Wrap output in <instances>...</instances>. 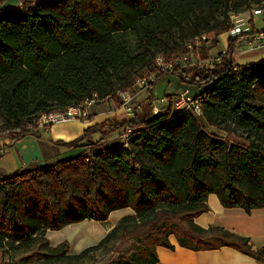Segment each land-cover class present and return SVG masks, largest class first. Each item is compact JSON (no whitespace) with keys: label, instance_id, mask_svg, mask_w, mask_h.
<instances>
[{"label":"trees","instance_id":"16d2710c","mask_svg":"<svg viewBox=\"0 0 264 264\" xmlns=\"http://www.w3.org/2000/svg\"><path fill=\"white\" fill-rule=\"evenodd\" d=\"M264 0H22V8L0 11V124L13 134L0 158L28 134L41 137L39 116L64 110L93 94L112 98L146 73L172 74L182 83L206 87L203 116L176 110L173 97L154 113L152 100L133 117L111 118L71 142L78 156L0 177V251L3 257L33 246L47 231L85 220L104 222L113 211L132 208L98 244L79 254L67 241L52 246L42 237L50 263L80 260L109 244L132 222L141 241L135 254L115 264H158L157 247L175 250L170 237L192 250L229 246L264 262V249L223 228L204 229L195 218L209 210V194L226 208L250 213L264 208V61L239 64L240 38L210 67L162 71L186 53L189 39L219 36L235 25L229 11L249 10ZM254 32L257 29L250 21ZM136 44L132 46L130 35ZM207 58L208 50H201ZM151 89V90H152ZM215 127L226 136L212 133ZM132 127L126 141L99 148L102 134ZM92 133V137H90ZM239 133L241 141L233 136ZM129 226L126 228V230ZM24 257L19 264H30Z\"/></svg>","mask_w":264,"mask_h":264},{"label":"crops","instance_id":"0c3cea01","mask_svg":"<svg viewBox=\"0 0 264 264\" xmlns=\"http://www.w3.org/2000/svg\"><path fill=\"white\" fill-rule=\"evenodd\" d=\"M3 7L4 8L1 10L8 8L21 9L22 4L16 6L6 5ZM226 33L229 34V32ZM226 33L220 35V39H222V36ZM228 40V38L225 40V49L222 51L223 53H225L228 48ZM262 61H264V52L257 55L256 58H251L244 62H240L239 59H237L239 64L258 63ZM170 77H174L178 81V78L175 76H168L163 80L169 84L172 82ZM177 88V90H174L175 88L170 86L166 96H172L174 98L176 95L188 92L191 97L196 98L203 92V90H201L194 94L191 85L182 82ZM165 97L161 98V100ZM120 112L123 111L113 113L114 115L109 118H119L120 116L116 114ZM101 115L102 114L97 113L92 119L89 118L90 120L79 122L72 120L65 123H58L62 125L54 124L48 128H41V137L34 134H28L22 137L0 158V177L1 175L10 174L20 169H35L41 166L55 164L63 159L78 156L85 148L66 147L59 145V141H74L83 135L89 127L104 121ZM215 129L208 130L212 133H217ZM107 140L109 139H106V142ZM122 141H124V138L120 140V142ZM103 143H105V141ZM206 203L209 210L195 218V223L197 225L204 229L214 227L226 229L236 235L248 238L254 249H264V208L255 209L250 213L246 212L242 207L226 208L221 203L218 195L214 193L208 195ZM134 214L135 212L132 208L113 211L109 219L104 221L107 227H104L105 230L101 240L119 224L122 218ZM92 221L95 222V220ZM47 238L55 245L67 241L71 244L72 249H74V243L77 241L70 235L67 236V238H62L58 242L53 241L50 234L47 235ZM170 240L176 248L175 250H171L158 246L157 253L160 259L158 264H264V262H260L254 257L233 247L224 246L220 249L196 251L180 246L178 239L174 235L170 237Z\"/></svg>","mask_w":264,"mask_h":264},{"label":"rangeland","instance_id":"374dc122","mask_svg":"<svg viewBox=\"0 0 264 264\" xmlns=\"http://www.w3.org/2000/svg\"><path fill=\"white\" fill-rule=\"evenodd\" d=\"M20 4H22V0H0V10L2 8H4L3 6H6V5L16 6V5H20ZM262 7H264V2L263 3L253 2L251 5V8L249 10H242L239 13L231 10V11H229L228 14L231 15V20L233 22H237V19H239V20L242 19L243 23L251 26L250 21L253 20V23L255 24L257 29H263L264 28V14L254 15V10L262 8ZM206 34H207V39L210 41V43L207 44V42L205 40H202V44L200 43L201 45L199 44L200 46L199 45L197 46V47H200L201 50H202V48L208 50L209 56L207 58H204L203 56L201 57L202 62L206 66H200L199 64L198 65L194 64V63H197L198 61H197V57H195V58L193 57L192 58V64H188L185 67H190V66L210 67L211 65H213L215 63L218 56L221 55L219 53L224 51L225 40L227 38L229 39L228 33L224 34L222 36V39H220V37H219L220 43L218 46L214 45L215 44V38H216V32H209ZM129 37L131 39L132 46H134L136 44L135 35L131 34ZM193 41H195V39H189L187 42L190 43ZM221 41H222V43H221ZM243 45H244V43L241 40L239 42L240 50L238 51V56H237V59H239L240 62H244V61L249 60L251 58H256L257 55H260L264 52V47H262V48L261 47L260 48H246L245 47L244 48ZM184 54L185 53H183V52H178V53L174 54L171 59L174 60L176 58H180ZM161 57L164 60V57L162 55H161ZM164 63L168 64L169 62H166V60H164ZM157 75H159V71H157L156 73H146L143 78H141V79L139 78L134 83V85L130 89H128L129 91H131L133 93V106L135 107V109L139 108L140 106L142 107V106L146 105L150 100H152V91H153L155 97L157 98L153 102L158 103L161 106L166 105L168 103V98L166 96L168 88L171 86L172 88H175L174 90H177L178 89L177 87L181 83L178 80L180 82L179 83L176 80V78L170 77L172 82L167 84L163 79H165L168 76H173L172 74H168V75L163 76L160 80H158L152 89L151 83L156 81ZM205 88L206 87L198 88L196 86H191V89L193 90L194 94L200 92L201 90L204 91ZM163 97H165V98L161 100V98H163ZM154 103H153V105H154ZM118 111H123L122 100H121L119 94L115 95L112 98L100 99V102H98L90 110V117L89 118L92 119V117L97 113L102 114L101 118L104 119V121L99 123V125H102L103 123H107V121H109L111 119L109 117H112L114 115L113 113H116ZM116 115L120 116V117H122V116L128 117V115L124 112H120ZM89 118H88V120H90ZM106 118H109V120H107ZM204 124L206 125V127L209 130L215 129V128L209 127V125H207L205 122H204ZM58 125H62V124H58ZM95 125H97V124H95ZM126 129H127V127L122 128L118 131L110 132V133L108 132V130H109L108 129L105 132H103L105 135L104 139H102L103 136L100 133L95 134L94 138L96 140H99V148L100 149L105 147V146H113V145L119 143L120 140L125 137ZM215 131L217 132L216 134L220 133L223 136L227 135L226 133H224L218 129H215ZM11 134H13V131L5 129L0 124V147H2L5 143L9 142V140H10L9 136ZM238 135H240V134L237 133L236 135H234L233 139H235L236 141H241V139H240V137H238ZM90 137H92V133H91ZM106 139H109V140H107V142H106ZM104 141H105V143H103ZM129 216H132V215H129ZM125 225H127L126 227H124L125 229L120 231V233L109 244L104 246L102 249H100L98 251H94V252L90 253L89 255H87L86 257H84L80 260H75L72 262L71 261H65L63 263H55V264H115L117 261L127 260L135 254H140L141 251L138 249V246L141 244L140 243V241H141L140 237L139 236L132 237V222L129 224L126 223ZM128 226H129V228L126 230V228ZM104 227H107L105 222H100V221L94 222L92 220H86L83 222L74 223L70 226H67L63 230H59V231L57 230V231H53V232L47 231L45 235H43L39 238L37 243H35L33 246H31L29 248H24V249H21L19 251H15V252L13 251L11 254L7 255L6 257H3L2 252L0 251V264H19L20 260L24 257H30L29 258L30 264H49V262L43 257V255L40 254L41 251L43 253L47 252V249L45 248V246L42 242V237L47 238L48 234L51 235V238L55 242H58L62 238H67V236H69V235L72 236L77 241L74 243V246H73L74 249H72V246H71V253L72 254H79L83 250H85L86 248L93 246V245H96L100 242V240L103 236L104 230H105ZM51 244H52V246H58L59 245V244L55 245L52 242H51ZM50 264H53V263H50Z\"/></svg>","mask_w":264,"mask_h":264},{"label":"built area","instance_id":"2783aa9c","mask_svg":"<svg viewBox=\"0 0 264 264\" xmlns=\"http://www.w3.org/2000/svg\"><path fill=\"white\" fill-rule=\"evenodd\" d=\"M262 14H264V7L254 10V15ZM233 24L235 26L229 31V38H240V41L242 40L244 43V48L264 47V31L254 32L253 27L243 23L242 19H237V22H233ZM202 40H205L207 44L210 43V41L207 39V34L204 33L201 36L196 37L195 41L187 44L188 52H186L182 57L176 58L168 64H165L163 58L159 56L156 58L157 65L163 71H172L175 68L185 67L188 64H192V58L197 57L198 62L194 64L206 66L202 62L201 49L200 47H197L200 43L202 44ZM217 59L221 60L220 55ZM118 94L122 100L123 112L126 113L128 117H133L135 113V107L133 106V93L126 89L119 91ZM98 102H100V98L98 94L95 93L91 97H87L78 104L69 106L64 110H56L50 113L41 114L37 120V124L40 128H48L54 124L65 123L72 120L86 121L90 117V110ZM173 105L176 110H188L196 117L203 116L202 99L197 97L193 98L188 94V92H183L179 95H176L173 98ZM153 108L154 113L157 114L161 111L162 106L158 103H154ZM132 132L133 128L128 126L124 141L129 138Z\"/></svg>","mask_w":264,"mask_h":264}]
</instances>
